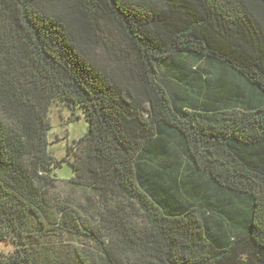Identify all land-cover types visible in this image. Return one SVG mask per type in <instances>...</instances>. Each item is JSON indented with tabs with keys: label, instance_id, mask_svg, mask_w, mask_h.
<instances>
[{
	"label": "trees",
	"instance_id": "16d2710c",
	"mask_svg": "<svg viewBox=\"0 0 264 264\" xmlns=\"http://www.w3.org/2000/svg\"><path fill=\"white\" fill-rule=\"evenodd\" d=\"M55 103L88 122L62 160ZM1 242L0 264H264V0H0Z\"/></svg>",
	"mask_w": 264,
	"mask_h": 264
},
{
	"label": "rangeland",
	"instance_id": "374dc122",
	"mask_svg": "<svg viewBox=\"0 0 264 264\" xmlns=\"http://www.w3.org/2000/svg\"><path fill=\"white\" fill-rule=\"evenodd\" d=\"M52 130L49 135V150L58 160H62L68 153L69 145L78 140L88 130V122L80 106L63 107L56 103L50 111ZM60 179L67 180L74 175L72 166L68 162H63L62 167L58 169ZM63 185V184H62ZM12 245L7 242L0 243V251H8Z\"/></svg>",
	"mask_w": 264,
	"mask_h": 264
}]
</instances>
